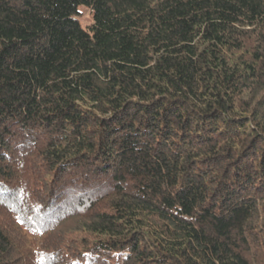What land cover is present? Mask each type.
I'll return each instance as SVG.
<instances>
[{
  "label": "trees",
  "instance_id": "16d2710c",
  "mask_svg": "<svg viewBox=\"0 0 264 264\" xmlns=\"http://www.w3.org/2000/svg\"><path fill=\"white\" fill-rule=\"evenodd\" d=\"M0 264H264V0H0Z\"/></svg>",
  "mask_w": 264,
  "mask_h": 264
},
{
  "label": "rangeland",
  "instance_id": "374dc122",
  "mask_svg": "<svg viewBox=\"0 0 264 264\" xmlns=\"http://www.w3.org/2000/svg\"><path fill=\"white\" fill-rule=\"evenodd\" d=\"M81 10L83 11V14L80 18V22L83 27H86L92 23V13L89 10L84 9L83 7L81 8Z\"/></svg>",
  "mask_w": 264,
  "mask_h": 264
}]
</instances>
